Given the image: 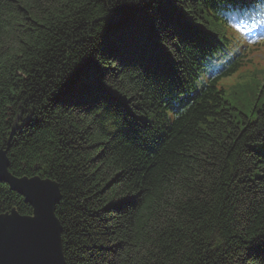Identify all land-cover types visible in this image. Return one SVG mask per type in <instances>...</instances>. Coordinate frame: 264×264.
Listing matches in <instances>:
<instances>
[{
	"label": "trees",
	"instance_id": "1",
	"mask_svg": "<svg viewBox=\"0 0 264 264\" xmlns=\"http://www.w3.org/2000/svg\"><path fill=\"white\" fill-rule=\"evenodd\" d=\"M221 25L211 0H0V150L58 185L65 264H264V102L226 97L256 77L224 71L177 119L160 103ZM13 210L34 214L0 180Z\"/></svg>",
	"mask_w": 264,
	"mask_h": 264
},
{
	"label": "water",
	"instance_id": "2",
	"mask_svg": "<svg viewBox=\"0 0 264 264\" xmlns=\"http://www.w3.org/2000/svg\"><path fill=\"white\" fill-rule=\"evenodd\" d=\"M8 164L6 151L0 150V180L22 195L34 214H0V264H65L61 225L54 212L58 185L40 176H14Z\"/></svg>",
	"mask_w": 264,
	"mask_h": 264
},
{
	"label": "rangeland",
	"instance_id": "3",
	"mask_svg": "<svg viewBox=\"0 0 264 264\" xmlns=\"http://www.w3.org/2000/svg\"><path fill=\"white\" fill-rule=\"evenodd\" d=\"M257 51L259 53H264V40L259 43ZM250 74H251V72H247V73L242 75V78L248 77ZM230 81H234V79H232ZM260 82H262V83H261L260 87H258L256 94L253 98L248 99L244 96H239L240 102H235V100L232 101V99L229 96H227V93H226V97L231 102L237 103V106L239 108H241L243 111H245L247 114H249L254 105H256V104L260 105L261 103L264 102V78L263 77L260 78ZM261 90H263V91H261Z\"/></svg>",
	"mask_w": 264,
	"mask_h": 264
},
{
	"label": "bare ground",
	"instance_id": "4",
	"mask_svg": "<svg viewBox=\"0 0 264 264\" xmlns=\"http://www.w3.org/2000/svg\"><path fill=\"white\" fill-rule=\"evenodd\" d=\"M256 21H262L264 23V16L262 14H257L255 16ZM247 37V36H246ZM187 69V68H186Z\"/></svg>",
	"mask_w": 264,
	"mask_h": 264
}]
</instances>
